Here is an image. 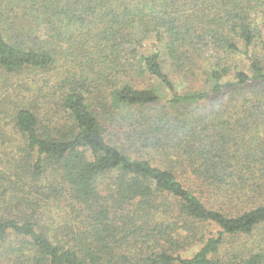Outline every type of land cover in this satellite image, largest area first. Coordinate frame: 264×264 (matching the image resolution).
<instances>
[{"label":"trees","instance_id":"trees-1","mask_svg":"<svg viewBox=\"0 0 264 264\" xmlns=\"http://www.w3.org/2000/svg\"><path fill=\"white\" fill-rule=\"evenodd\" d=\"M0 264H264V0H0Z\"/></svg>","mask_w":264,"mask_h":264},{"label":"rangeland","instance_id":"rangeland-1","mask_svg":"<svg viewBox=\"0 0 264 264\" xmlns=\"http://www.w3.org/2000/svg\"><path fill=\"white\" fill-rule=\"evenodd\" d=\"M203 82L202 81H200L199 83H196L195 85L197 86V87H199V85H201Z\"/></svg>","mask_w":264,"mask_h":264}]
</instances>
